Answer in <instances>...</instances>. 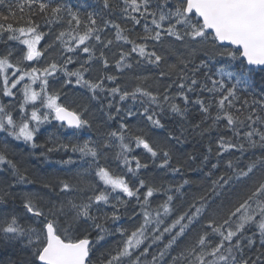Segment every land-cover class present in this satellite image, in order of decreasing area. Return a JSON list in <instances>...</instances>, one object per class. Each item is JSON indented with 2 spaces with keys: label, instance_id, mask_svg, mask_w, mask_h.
Returning a JSON list of instances; mask_svg holds the SVG:
<instances>
[{
  "label": "snow or ice",
  "instance_id": "obj_1",
  "mask_svg": "<svg viewBox=\"0 0 264 264\" xmlns=\"http://www.w3.org/2000/svg\"><path fill=\"white\" fill-rule=\"evenodd\" d=\"M0 264H264V0H0Z\"/></svg>",
  "mask_w": 264,
  "mask_h": 264
},
{
  "label": "trees",
  "instance_id": "obj_2",
  "mask_svg": "<svg viewBox=\"0 0 264 264\" xmlns=\"http://www.w3.org/2000/svg\"><path fill=\"white\" fill-rule=\"evenodd\" d=\"M63 99L66 103H71L73 97L71 95H69L68 97H65ZM48 127H49V129H51L52 126H48ZM83 135L87 136V135H91V133H88L87 131H85L83 133ZM41 139H43V137H41ZM20 147H23V146L21 145ZM192 149H193L192 143H188V144L182 146V150L185 152L192 151ZM38 151L39 150H37V152ZM59 158H60V156L58 154H53L52 162H44L42 160L29 158L28 164L37 176H43V175H47L49 173H52L56 169L59 168V165L55 163V160L59 159ZM192 175H193V178H196L195 174H192ZM29 188L30 189H38L39 185H31V186H29ZM40 190H42V189H40Z\"/></svg>",
  "mask_w": 264,
  "mask_h": 264
}]
</instances>
